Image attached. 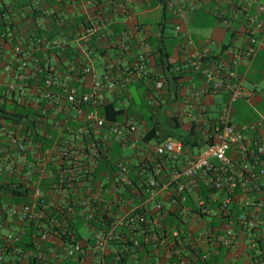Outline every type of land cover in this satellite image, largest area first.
<instances>
[{"label": "built area", "instance_id": "1", "mask_svg": "<svg viewBox=\"0 0 264 264\" xmlns=\"http://www.w3.org/2000/svg\"><path fill=\"white\" fill-rule=\"evenodd\" d=\"M228 3L233 7L232 10L244 16L245 30L250 41V49L244 52V56L251 62L263 45L264 3L260 0H229ZM169 6L174 13L181 14L182 9L176 0H172ZM227 13L226 10H217L216 15L222 24L231 28L233 20L227 18ZM176 29L182 31L179 25ZM97 32V27L89 23L79 34L77 41L88 43ZM122 37L125 41L128 39L126 32ZM65 39L64 43L68 41ZM49 44L46 42L44 48ZM186 46H193L190 37L187 38ZM123 47L125 50L129 49L126 42ZM92 55V51L86 52L89 61L93 58ZM238 55L234 59L235 65L239 64ZM208 56V51L197 54L195 69L206 78L214 91L227 92L229 101L222 107L207 147L198 156H188L183 165H180L181 158L185 155L180 141L146 143L150 148V154L141 162L143 172L140 178L145 182L140 185L144 194L135 189L136 196L130 199L133 207L129 209H124L123 206L129 200L121 199L123 205L115 215L111 211V203L100 196V191H88L87 198L81 202L80 214H85L86 219L92 221L94 211L97 208L101 209L100 203L108 202L107 218H102L100 227L88 229L90 234L88 239L77 240L72 237L54 244L56 247L49 249L50 261L46 264L67 262L108 264L111 258L117 264H127V261H139L140 254L136 251H143L141 243L150 244L152 247L146 253L149 260L162 257L167 261L174 259L176 261L174 264H193L191 256L195 254L197 247L202 248L199 257L207 264L213 255L220 254V249L231 251L239 244H245L249 247L250 264H254V261L257 264H264V146L258 143L256 146L253 145L244 134L233 127V106L248 93L240 83H232L233 72H227L224 67L220 69L216 65L204 67V61ZM148 58L149 53L143 52L134 63V69L141 77L148 75L146 68ZM32 59L31 65L25 55L23 56V51L17 50L15 81L6 86L5 92L19 97L26 96L32 86L30 81L35 80L37 85L36 77L39 73L45 72L44 86L36 102L46 101L47 107L42 110L43 115H47L52 109L54 115L63 114L67 121L81 120L85 126L80 129L77 139L81 140L92 130L99 140L87 146H83L82 143L66 145V142H63L60 156L70 157L71 154L73 156L72 164L69 166L71 169L68 171L71 176L67 178L69 185L70 182L77 181V178H83L79 177L80 173L93 171L99 161L98 147L110 148L117 138L122 145L128 144L129 138L143 141V133L135 119L127 118L124 122H112L101 116L96 109H88L90 105L95 107L106 102V89L109 91L116 89L118 83L110 75H98L88 61L82 69V74L93 73L94 83L91 89L82 90L72 85V68L63 73L49 60L42 62L38 58ZM155 87L157 91L162 90L163 82H156ZM14 142L19 151L24 153L25 144L18 139ZM233 149H236L238 158L231 155ZM51 153L48 152V155ZM122 157L124 161L118 166V181L124 189L123 185L132 184L129 177V160L125 155ZM169 162L175 169H168L170 182L162 184L164 167ZM153 163H156V166L150 169ZM59 192L63 193L62 190ZM62 197L64 199L67 195ZM190 197H194L196 203L192 209L186 205ZM166 203L170 204L169 209L177 216L178 221L177 225L168 231H164L162 226V212ZM75 210L69 203L66 210L61 212L66 217H71L76 214ZM60 214L58 212L57 216H53L49 213L45 194L39 185L34 188L29 203L21 206L10 205L3 212L0 210V228L8 224V219L19 226L13 234L1 237L0 261L4 260L7 252L11 255L22 253L15 245L25 236L24 225L34 223L39 239L47 243L55 228L67 226V223L59 222ZM194 217L203 222L199 231H194L189 224ZM117 241H123L120 248L114 246Z\"/></svg>", "mask_w": 264, "mask_h": 264}, {"label": "crops", "instance_id": "2", "mask_svg": "<svg viewBox=\"0 0 264 264\" xmlns=\"http://www.w3.org/2000/svg\"><path fill=\"white\" fill-rule=\"evenodd\" d=\"M171 1L60 0L54 7L49 5L50 0H30V3H34L37 8L45 9L43 16L36 19V23L46 30V39H49V47H45L44 51L66 41L64 33L58 35L51 27L49 19L51 12L60 9L59 7L65 10L64 14L68 19L84 18L88 23L95 24L98 31L104 34L103 37L107 38L102 43L105 45L104 54L94 56L89 61L84 57L88 51L84 43L75 40L68 44L83 53V57L91 63L95 73L110 75L117 81L115 90L106 89V102H112L115 107L126 110L125 118L135 119L143 136L149 133L161 141L175 140L183 144L185 155L181 158L180 165H183L188 156H198L207 147L222 107L229 101L227 92L214 91L206 78L196 71L194 66L196 56L203 51L209 53L204 67L216 65L220 69L224 67L227 72H233L232 83H240L248 93L233 106V127L244 134L253 145L256 146L258 143L264 146V40L259 51L249 62L244 56V52L250 49L244 16L232 10L229 0H176L182 9L179 15L171 10L169 6ZM260 1L264 3V0ZM217 10L228 11L227 18L233 20L231 28L222 24L216 15ZM30 13V8L23 6L20 12L13 14L16 36L14 42L10 35L8 41L4 40L6 37L0 36V104L8 108H15L24 102V97L10 95L5 90L9 83L15 81L17 50L23 51L28 45L29 27L34 24ZM178 25L182 27V31L176 29ZM112 28L120 31H113ZM125 32L128 37L126 40L129 44L128 50L123 47L126 42L124 39L117 40V37ZM188 37L193 40V46H186ZM143 52L149 53L147 77H141L134 69L137 56ZM237 54L240 55L239 64L235 65L234 59ZM25 58L29 64H33L32 58L26 55ZM43 58L49 60L56 69L59 68L54 56L44 55ZM159 81L163 82V89L157 91L155 83ZM32 82L27 97L32 103H36L40 95L37 87H34L35 82ZM93 83V73L85 74L80 82V89L89 90ZM140 90L144 91L149 104L155 106L153 124L146 122L144 115L137 109L135 96ZM2 114L0 113V116ZM82 125L85 126L83 122ZM15 132L11 124L0 120V181L9 182L14 177L16 180L31 182L34 178L30 176L29 169L36 166V159L19 151L14 141L22 138L15 136L17 134ZM143 141L129 138L128 144L122 145V154L129 158L130 165L141 163L145 156H149L150 148ZM113 146L114 142L110 147ZM128 148L133 151L131 157L125 152ZM194 149H199L200 152L195 154ZM235 150L233 149L231 155L238 158ZM51 155H48L46 162L37 163L43 167L39 172L42 177L47 174L50 163L59 164L55 158H50ZM26 167L29 168L27 171ZM34 185L33 182L29 184L31 194ZM38 185L39 183L36 184ZM103 186L104 183L97 189L102 197L116 199L117 195L124 191L122 187L113 184L106 190ZM2 196L10 197L0 191V198ZM13 199L17 201L18 196ZM23 204L25 202L18 206ZM195 204L194 197H190L186 205L192 209ZM169 205L166 203L168 209ZM0 206L3 212L10 204L1 201ZM123 206L124 209H129L133 207V203L127 201ZM189 224L194 231H199L203 222L194 217ZM18 228L16 222L8 219V224L0 228V238L13 234ZM84 232L86 236L83 235V239L90 238L88 230ZM38 240L41 241L39 238H35L34 241L37 243ZM51 244H57L56 240H52ZM248 252L247 245L239 244L231 251L227 250L216 256L214 264H247ZM153 259L156 264L167 262L162 257ZM10 260L7 256L5 264H11ZM191 260L193 264L198 262L195 255L191 256Z\"/></svg>", "mask_w": 264, "mask_h": 264}, {"label": "trees", "instance_id": "3", "mask_svg": "<svg viewBox=\"0 0 264 264\" xmlns=\"http://www.w3.org/2000/svg\"><path fill=\"white\" fill-rule=\"evenodd\" d=\"M5 1L7 2L4 3ZM58 1L60 0H50L49 5L54 7ZM23 6L30 8V15L34 20V24L32 23V25L29 27V38L28 40L26 39L28 45L23 49V56L26 55L29 58H38L42 62L46 60L43 58L44 55H47V57L54 56L56 58L57 65L59 66L58 71L65 73L68 72L69 68H72V85L80 88V82L84 76L82 74V69L88 61L85 60L86 56H84L85 58L83 57V53L76 51V48L72 47L68 43L75 42L79 34H81V32L90 22L88 23V21H85L84 18L79 20L68 19L64 14L65 10L61 7H59L60 9L54 10L49 16L51 27L58 32V35L60 33H64L69 41L67 43H61L57 46H52L44 51V44L48 42L49 39H46V30H43L42 27L36 23V19H38L40 16H43L45 9L40 7L37 8L34 3H30V0H1L0 36L6 37L4 40L8 41V36L10 35L9 37H11V40H13V42L15 41L16 36L14 31L15 24L13 21V14L20 12L21 7ZM112 30L120 31L116 30V28H112ZM103 36L104 34L101 31H98L97 34L89 39L88 43H84L88 47V51L93 52L92 57L104 54L103 50H105V45L102 43L107 38H104ZM118 37L117 40L124 39L122 35L119 38ZM41 41H44V43L42 44ZM126 44H128L127 41ZM15 70L16 66L14 68V71ZM45 76L46 73L42 72L36 77V81L38 83L37 85L39 86L36 89L38 90L39 94L42 92L41 90L44 86L43 81ZM31 83L33 82L30 81V84ZM37 85L34 87H37ZM91 106L92 105H90L88 109H96L100 115L105 117L108 121L124 122L128 118H125V114L127 113L126 110L115 107L114 103L112 102H103L101 104L95 105V107ZM46 107V101L32 103L26 95L24 96V102L15 108H8L5 105L0 104V113H3L0 116V120H4L11 124L13 129L16 131L15 133H17L15 136L22 138L21 141L26 146L24 154L36 159V166L33 169H29L27 167L25 168L26 171L29 169L31 173L30 176L34 178L31 182L35 183L34 187H36V184L39 183L40 188L45 194L46 202L49 206V213L53 216H57L58 212L61 213L59 215V222L67 223V226L64 228H55L51 232L49 241L47 243L39 240L36 243L34 240L35 238H39V235L37 234L38 231L35 228L34 223L24 225L25 236L19 244L15 245L21 250L22 253L20 255H11L7 252L5 254L4 260L0 261V264H5V258L7 256L10 257L11 260L9 263L11 264H46L50 261L49 249L56 247L55 245L51 244L52 240H56V242L59 243L60 241L71 239L72 237H75L77 240L83 239V232L85 230L100 227L101 225L99 223L101 222L102 218H107L106 209L109 207L108 202H110V205H112L111 211L116 215L118 209L123 205L121 199L125 198L126 200L130 201V199L136 196L134 194L135 189L141 191V194H144L143 189L140 188V185L145 184L144 180L140 179L143 172L142 165L141 163L133 165L129 164V177L132 185H123L124 191L118 194L116 199L104 196L105 201L108 202L100 203L101 209L97 208L96 211H94V219L92 221L87 220L85 214H80L82 208L81 202L87 198L86 194L88 191H97V189L103 183L104 190L112 186V184L116 185L117 187H122L121 183L118 181V166L119 163L124 161L121 151L122 144L120 142L118 143V140L114 139L113 147L107 149L98 147L99 149L97 154H99V161L96 167L93 168V171L91 170L90 173H80L79 177L83 176V178H77V181L70 182L69 185L67 178L71 176L68 171L71 169L69 166L72 164L73 156L72 154L70 157L60 156V148L63 142L65 141L66 145L82 143V145L84 144L83 146H87L91 143H97L99 140H97L96 136H94V132L92 130H90L87 135H84L81 140L77 139L80 129L83 128L82 121L78 119H69L67 121L63 114L54 115L52 109L47 112V115H43L42 110ZM152 131L153 130H151V132ZM153 139H155V141L162 142L156 137L151 136L149 133L143 137V140L146 143L153 141ZM48 152H52L50 158H55L59 164L55 165L54 163H50L47 169V174L42 177L40 176L41 173L39 172L43 167L37 163L39 161H46L48 159ZM86 152H88L87 149ZM127 159L129 160L128 157ZM155 166L156 163H153L150 166V169H153ZM168 169L173 170L175 167L170 162L165 164L164 173L162 174V184H168L170 182L168 178ZM31 182L29 180L26 182L23 180H16L14 177L9 182H1V193L10 196L9 198L2 196L0 198L1 201L16 206L23 202H25V204L29 203L31 200L30 195H32L31 189L29 187ZM61 190L63 191L62 194L59 192ZM16 195L18 196V200L14 201L13 198H15ZM62 195H67V197L63 199ZM69 203L75 207L76 214L71 217H66L62 212L66 210ZM1 207L2 206H0V209ZM162 213V226L164 231H168L171 229V227L177 225V216L173 213V211L165 206V209ZM122 245L123 241H117L114 243L116 248H120ZM141 246L143 251H136L138 254H140L139 261H127V264H156L153 258L151 260L147 258L146 253L152 248L150 244L141 243ZM259 247L263 248L262 246ZM201 250V247H197L195 254H193V256L195 255L198 259L196 264H206L199 257ZM219 251L220 254L224 252L222 249ZM216 256L218 255H213L207 264H214V259ZM175 262L176 261L172 259L165 263L174 264ZM250 263L251 261H249L247 264ZM64 264L78 263L67 262ZM108 264L117 263L113 258H111L108 260ZM254 264L257 263L254 261Z\"/></svg>", "mask_w": 264, "mask_h": 264}, {"label": "rangeland", "instance_id": "4", "mask_svg": "<svg viewBox=\"0 0 264 264\" xmlns=\"http://www.w3.org/2000/svg\"><path fill=\"white\" fill-rule=\"evenodd\" d=\"M135 103L137 105V109L139 110V112H141L144 115V119L146 122H148L149 124H153V116L155 114V106L149 104V101L147 99V97L144 95V91L140 90L138 93H136L135 96ZM126 154L131 157L133 154V151L128 148L125 150ZM195 154H198L200 152L199 149H194L193 151ZM84 237L86 236V233L83 232Z\"/></svg>", "mask_w": 264, "mask_h": 264}]
</instances>
